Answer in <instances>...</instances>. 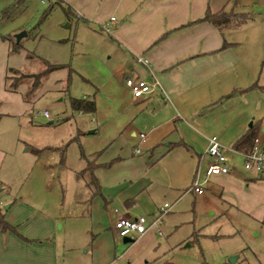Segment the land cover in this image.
<instances>
[{
    "label": "crops",
    "instance_id": "obj_1",
    "mask_svg": "<svg viewBox=\"0 0 264 264\" xmlns=\"http://www.w3.org/2000/svg\"><path fill=\"white\" fill-rule=\"evenodd\" d=\"M51 1L53 8L63 9L67 19L85 22L91 33L89 41L82 44L84 50L77 56L75 53L62 61L28 52L27 58H42L45 71L49 65L54 69L40 79V90L31 98L26 97L27 74L13 68L25 77L12 89V80L7 77L13 74L5 73L0 114L15 118L27 112L44 93L43 80L54 94L68 87L72 114L57 117L50 124L71 118L80 121L70 142L79 144L86 163L76 177L80 178L81 172L91 173L95 187L91 189L93 212L101 206L106 211L113 210L114 224L120 218L138 216L146 217L150 223L161 204H170V214L174 205L178 206L189 194H200L195 203L221 197L220 204L209 209L212 217L218 212L219 217L233 220L239 214L254 218L257 210L264 209V201L259 198L264 174L246 170L243 152L233 149L250 131L264 145V55L257 42L242 39L243 31L249 29L257 32L256 39L264 36V15L245 12L242 15L249 17L246 24L222 34L214 25L201 21L208 10H225L223 5L213 7L211 0ZM18 2L5 7L0 19L7 20L3 12ZM26 2L12 17L26 10ZM27 36L28 32L20 41L16 39L13 48L22 50L21 41ZM3 40L11 43L7 37ZM138 57L147 58L149 65L139 63ZM128 77L157 81L158 85L143 99H136L125 84ZM75 80L79 84L72 94L69 84ZM80 88L83 90L79 92ZM72 99L94 100L95 112L74 111ZM47 119H51L50 115ZM213 136L227 149L230 172L206 179L212 160L207 149ZM4 155L0 149V166ZM196 177L207 192L191 189ZM86 186L90 187L88 183ZM3 205L0 201L4 219L16 232L0 231V264L68 263L72 245L65 242L62 233H71L73 228L57 208L33 202L31 206L10 204L4 210ZM95 220L93 254L102 238L94 233L98 231ZM161 226L163 220L158 226L161 234L156 227L147 233L154 231L161 236ZM114 232L117 240H123L115 226ZM257 259L258 264H264V260Z\"/></svg>",
    "mask_w": 264,
    "mask_h": 264
},
{
    "label": "rangeland",
    "instance_id": "obj_2",
    "mask_svg": "<svg viewBox=\"0 0 264 264\" xmlns=\"http://www.w3.org/2000/svg\"><path fill=\"white\" fill-rule=\"evenodd\" d=\"M211 1L213 7L223 5L225 11L239 16L245 12H252L257 17L264 15V0ZM14 2L0 0V15ZM52 2L27 0L26 10L10 19H0V90L5 73L16 68L27 74L25 84L29 91L26 97L31 98L41 87L34 88L35 75L46 69L40 57L62 61L66 56L71 58L84 50L82 44L89 41L91 34L85 22L73 17L67 19L59 6L47 13ZM255 2L258 4L254 5ZM22 32H28V36L21 41L22 50L16 54L12 44ZM242 34L244 41L257 42V48L264 55L263 35L256 39L254 34L257 32L251 29ZM4 37L11 43L6 44ZM28 52L40 57L27 58ZM17 76L12 75V83L23 79L21 75ZM42 82L46 86L44 93L27 112L15 118L0 114V149L5 151L0 166V201L4 203V210L10 204L31 206L33 202L57 208L73 228L71 233L66 230L62 233L65 242L72 245L67 264H258L257 257L264 260V209L257 210L254 218L239 214L233 220L219 217L218 212L212 217L209 209L220 204L221 197L218 196L195 203L194 199L200 194H189L178 206L174 205L172 213L163 217L161 236L150 231L144 237L134 238L133 243L123 244L122 240H117L115 212L106 211L102 206L98 211H92L91 197L95 187L91 184V173L81 172L80 178L76 177V172L86 165L79 144L70 142L80 121L71 118L50 124L57 117L72 114L68 87L64 92L54 94L49 85ZM77 84L76 80L71 86L69 84L72 94H75ZM45 111L51 119L43 116ZM207 191L204 189L201 193ZM260 192L259 198L263 202L264 187ZM94 220H98V231L94 233L102 237L98 239L96 254L92 253Z\"/></svg>",
    "mask_w": 264,
    "mask_h": 264
},
{
    "label": "built area",
    "instance_id": "obj_3",
    "mask_svg": "<svg viewBox=\"0 0 264 264\" xmlns=\"http://www.w3.org/2000/svg\"><path fill=\"white\" fill-rule=\"evenodd\" d=\"M137 61L145 66L149 65V60L144 57H138ZM126 86L131 90L133 97L143 99L157 87L158 82H147L141 78L128 77L125 80ZM44 116L49 118L48 111L44 112ZM144 138L145 135L141 134ZM236 152L235 150H232ZM227 149L220 143L216 136L209 139L207 149L208 156L212 159L209 163L205 176L208 179L211 176L218 174H227L230 172L228 167ZM237 153V152H236ZM243 156L244 168L248 171H253L258 174H264V145L260 137L254 139L251 150L248 153H241ZM196 193L203 191V185L199 177H196L191 188ZM169 203H163L158 207V215L152 222H148L144 216L136 218H120L115 224L117 235L120 239L141 237L146 234L151 228L156 227L157 233L161 234L158 226L162 223L163 217L170 211Z\"/></svg>",
    "mask_w": 264,
    "mask_h": 264
},
{
    "label": "trees",
    "instance_id": "obj_4",
    "mask_svg": "<svg viewBox=\"0 0 264 264\" xmlns=\"http://www.w3.org/2000/svg\"><path fill=\"white\" fill-rule=\"evenodd\" d=\"M25 2H26V0H19V2L15 6H12L10 9L5 10L3 12V19L11 18L17 9L24 7ZM52 8H53V6H51L49 8L47 13H50ZM67 14H70V11L68 9H67ZM248 18H249L248 16H244V15L239 16V15H236L232 12H227L225 10H222V11L217 12V13H212L210 10H208L206 12L205 17L201 21L202 22H208V23L214 25L216 28H218V30L222 34H224V32H226L228 30L230 31V30L238 29L239 27L243 26L244 24L247 23ZM226 46H227V43L224 42V47H226ZM13 50L15 52H18L20 50V48L14 47ZM53 69H54V67L49 65L48 69L44 73L35 75L34 88L38 87L41 77ZM10 72L14 75L20 74V72L18 70H15V69H12ZM21 77L24 78L25 75H21ZM7 79L9 80L11 78L8 76ZM17 83H18V80H16L14 83H12L10 87L12 89H15L17 86ZM71 108L74 111H79V112H83V113H94L96 110L95 101L92 99H82V100L72 99L71 100ZM256 137H257L256 133L253 131L246 133L234 144L233 149H235L239 152L248 153L251 150L254 139ZM0 231L1 232L12 231L14 233L16 232L15 228H13L9 224H7L1 210H0Z\"/></svg>",
    "mask_w": 264,
    "mask_h": 264
},
{
    "label": "water",
    "instance_id": "obj_5",
    "mask_svg": "<svg viewBox=\"0 0 264 264\" xmlns=\"http://www.w3.org/2000/svg\"><path fill=\"white\" fill-rule=\"evenodd\" d=\"M25 35H26V32H22V33L18 34V35L16 36L17 41H20V39H21L22 37H24ZM122 242H123V244H129V243H133L134 240L131 239V238H128V237H127V238H123Z\"/></svg>",
    "mask_w": 264,
    "mask_h": 264
}]
</instances>
